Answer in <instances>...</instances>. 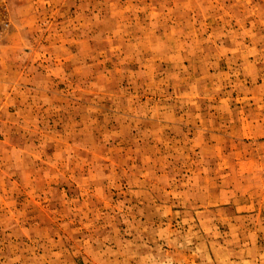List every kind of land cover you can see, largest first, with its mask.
<instances>
[{"label":"rangeland","instance_id":"rangeland-1","mask_svg":"<svg viewBox=\"0 0 264 264\" xmlns=\"http://www.w3.org/2000/svg\"><path fill=\"white\" fill-rule=\"evenodd\" d=\"M0 264H264V0H0Z\"/></svg>","mask_w":264,"mask_h":264}]
</instances>
